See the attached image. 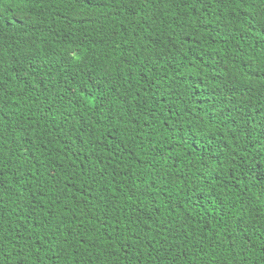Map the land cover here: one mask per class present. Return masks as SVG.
<instances>
[{"label": "trees", "instance_id": "1", "mask_svg": "<svg viewBox=\"0 0 264 264\" xmlns=\"http://www.w3.org/2000/svg\"><path fill=\"white\" fill-rule=\"evenodd\" d=\"M0 264H264V0H0Z\"/></svg>", "mask_w": 264, "mask_h": 264}]
</instances>
